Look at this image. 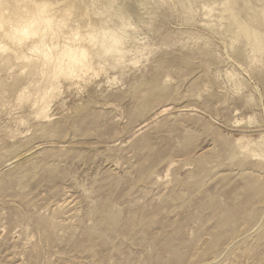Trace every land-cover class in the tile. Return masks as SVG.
<instances>
[{
	"label": "rangeland",
	"instance_id": "obj_1",
	"mask_svg": "<svg viewBox=\"0 0 264 264\" xmlns=\"http://www.w3.org/2000/svg\"><path fill=\"white\" fill-rule=\"evenodd\" d=\"M88 1L129 19L123 63L47 118L0 65V264H264V27L254 52L225 0Z\"/></svg>",
	"mask_w": 264,
	"mask_h": 264
},
{
	"label": "bare ground",
	"instance_id": "obj_2",
	"mask_svg": "<svg viewBox=\"0 0 264 264\" xmlns=\"http://www.w3.org/2000/svg\"><path fill=\"white\" fill-rule=\"evenodd\" d=\"M104 2L106 6L99 10L110 14L113 26L103 23L95 11L91 13L92 3L88 0H0V65L6 66L9 74L13 72L11 79L21 77L24 87L19 90L17 102L39 106V117L47 118L49 102L58 94L62 80L69 84L84 82L97 73L96 67L105 70L106 66L113 68L124 62L125 55L132 52L125 47L129 34L126 29L133 27L121 10ZM211 5L204 9L212 11ZM221 6H226L227 19L257 52L261 42L254 25L264 27V5L257 10L250 0H225ZM243 9L251 11L248 23L237 21V13ZM166 111L162 107L159 112ZM256 142L246 137L236 139L243 153L250 152Z\"/></svg>",
	"mask_w": 264,
	"mask_h": 264
}]
</instances>
